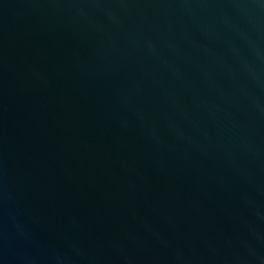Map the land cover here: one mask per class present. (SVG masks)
<instances>
[{"label":"water","instance_id":"95a60500","mask_svg":"<svg viewBox=\"0 0 264 264\" xmlns=\"http://www.w3.org/2000/svg\"><path fill=\"white\" fill-rule=\"evenodd\" d=\"M0 264H264V0H0Z\"/></svg>","mask_w":264,"mask_h":264}]
</instances>
